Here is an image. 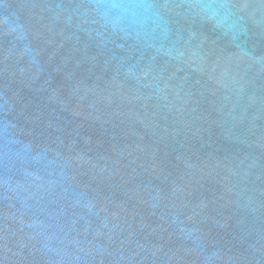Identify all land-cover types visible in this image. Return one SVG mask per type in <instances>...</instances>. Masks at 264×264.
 Listing matches in <instances>:
<instances>
[{
    "label": "water",
    "instance_id": "water-1",
    "mask_svg": "<svg viewBox=\"0 0 264 264\" xmlns=\"http://www.w3.org/2000/svg\"><path fill=\"white\" fill-rule=\"evenodd\" d=\"M0 264H264V0H0Z\"/></svg>",
    "mask_w": 264,
    "mask_h": 264
}]
</instances>
